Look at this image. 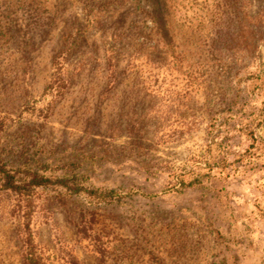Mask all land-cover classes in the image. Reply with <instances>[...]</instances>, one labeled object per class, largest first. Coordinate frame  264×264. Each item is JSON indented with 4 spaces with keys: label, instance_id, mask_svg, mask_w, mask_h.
Wrapping results in <instances>:
<instances>
[{
    "label": "rangeland",
    "instance_id": "obj_1",
    "mask_svg": "<svg viewBox=\"0 0 264 264\" xmlns=\"http://www.w3.org/2000/svg\"><path fill=\"white\" fill-rule=\"evenodd\" d=\"M263 101L264 0H0V160L113 198L0 179V264H264Z\"/></svg>",
    "mask_w": 264,
    "mask_h": 264
},
{
    "label": "trees",
    "instance_id": "obj_2",
    "mask_svg": "<svg viewBox=\"0 0 264 264\" xmlns=\"http://www.w3.org/2000/svg\"><path fill=\"white\" fill-rule=\"evenodd\" d=\"M257 116L260 118L256 125L264 122V101L262 102L261 108L257 112ZM225 159L223 156L214 157L212 161H205L209 170L213 168H221L224 164ZM221 164V165H220ZM0 179L1 186L4 189H8L14 191L18 194L29 195V191L35 187L40 186H53L57 190L58 188L63 189L66 193L77 194L81 191H85L84 187H82L81 183L78 181L76 176L67 177V176H53V175H45L44 173H40L37 170L24 168L23 170L18 168H14L12 166H7L6 163L0 160ZM195 178L185 181L184 179H180V184L182 187L191 186L195 181ZM89 195H94L98 198H104V200H111L107 198H112L109 194L110 191L98 190V189H87L85 191ZM109 196V197H108ZM113 199V198H112ZM79 221L76 223L80 232H86L87 228H90L86 225L90 219H85V217L79 215ZM81 226V227H80ZM150 259L153 264H164L161 258L155 255L153 252H150ZM22 264H40V256L35 255V253L28 249L25 252V255H22ZM70 264H80V262L74 256H70Z\"/></svg>",
    "mask_w": 264,
    "mask_h": 264
}]
</instances>
